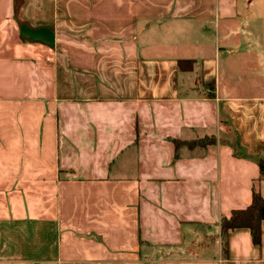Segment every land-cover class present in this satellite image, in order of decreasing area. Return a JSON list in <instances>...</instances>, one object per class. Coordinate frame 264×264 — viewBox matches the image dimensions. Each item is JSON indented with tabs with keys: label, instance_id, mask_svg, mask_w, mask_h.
I'll return each instance as SVG.
<instances>
[{
	"label": "crops",
	"instance_id": "crops-1",
	"mask_svg": "<svg viewBox=\"0 0 264 264\" xmlns=\"http://www.w3.org/2000/svg\"><path fill=\"white\" fill-rule=\"evenodd\" d=\"M260 158L264 0H0V264H264Z\"/></svg>",
	"mask_w": 264,
	"mask_h": 264
},
{
	"label": "trees",
	"instance_id": "trees-1",
	"mask_svg": "<svg viewBox=\"0 0 264 264\" xmlns=\"http://www.w3.org/2000/svg\"><path fill=\"white\" fill-rule=\"evenodd\" d=\"M214 142L213 139L206 140L204 145ZM176 145L179 143L176 142ZM258 167L264 172V158L257 160ZM264 220V199L253 192L251 204L242 210H234L229 217H221L218 223L219 238L221 241V252L227 254V235L236 229H248L251 234L252 242L258 246L260 244L261 229L260 224Z\"/></svg>",
	"mask_w": 264,
	"mask_h": 264
},
{
	"label": "rangeland",
	"instance_id": "rangeland-1",
	"mask_svg": "<svg viewBox=\"0 0 264 264\" xmlns=\"http://www.w3.org/2000/svg\"><path fill=\"white\" fill-rule=\"evenodd\" d=\"M219 227V226H218ZM200 233H203V235L205 236V238H210L211 240H212V238L214 237V234H212L211 233V231H208V230H205V229H202V231H200ZM220 240V245L222 244L221 243V239H219ZM204 241L205 240H203L202 241V239L201 240H199V241H197V240H195V247L198 245H201V242H203L204 243ZM191 241L189 240V241H187L185 244V246H184V248L183 249H181L182 251L180 252V254H185V255H189L190 253V251L192 250V246L190 245V244H192V243H190ZM222 247V246H221ZM193 252V251H192ZM161 253L162 254H164V256H168V249H164V250H162L161 251Z\"/></svg>",
	"mask_w": 264,
	"mask_h": 264
}]
</instances>
